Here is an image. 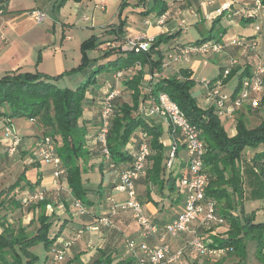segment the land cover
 <instances>
[{
  "label": "crops",
  "instance_id": "crops-1",
  "mask_svg": "<svg viewBox=\"0 0 264 264\" xmlns=\"http://www.w3.org/2000/svg\"><path fill=\"white\" fill-rule=\"evenodd\" d=\"M100 1H103V4H106L108 0H83L81 2L68 1L60 7L57 3L58 0H8L7 8L9 12L0 14V78L10 71L21 69L24 71H40L48 75L49 77L60 76L61 79H58L60 81L70 74L80 73V76L77 77L75 84H77L78 87L82 83H84L88 78L86 75L87 73H81L80 71L86 69L84 68L80 70L77 68L82 60V52L80 53L79 51H76V54H74L71 60H69L68 54L66 52L70 48H66V45H69V42H72V40L74 39L71 30L75 29L78 21H80V14L83 13L85 17H89L90 14H92V20H90L93 22L94 11L95 8L99 6ZM124 1H127V3L129 4L130 0ZM168 1L169 9L165 13L166 23L164 26H162L157 24V19L159 16L155 13L146 15L144 11L148 8L147 4H138L139 0H137V2H135L134 4L135 7L130 10L131 14L128 18L135 21L142 18L141 20H143V28H124L125 33L118 40L121 41V39L123 40L127 37L136 35L151 37L158 36L157 38H159L160 34L167 33V35H164L163 37H171L169 38L168 42H163L160 45V50L163 56H168L169 60H171L170 58L177 55V45L195 43L198 40H202L203 38L211 34L210 29L212 27L213 18L218 15V10L222 9L225 4L232 3L233 0H212L211 3H209L208 0ZM244 1L246 2L241 3V5L247 8L254 6V1ZM241 5H239L238 7H241ZM57 8L59 9V14H61L62 12L68 13L65 20L55 17L53 19L49 18L50 20L48 21L44 20L42 22H37L30 13V11L40 9L45 13H50V11H52V13L55 14ZM105 8L106 6H102L103 11L105 10ZM224 15L222 17H224ZM260 18L259 20H261V22H264V12L262 13V16H260ZM226 20L227 21L225 23L221 22L225 25V27L228 26L226 27L227 32L224 35L223 39L235 37L247 38L248 36H252L254 34L255 22H251L252 24L249 25L247 23H244V21H242L239 17L227 18V16ZM149 21L151 22V24H147V22ZM166 24L167 32L163 30ZM116 25L118 24L115 21H109L107 23L100 24V34L89 33V31L91 32L92 30L95 31V27L97 25L94 23L86 24V29L92 30L78 28V30L80 31L79 33L82 34V36H86V39L81 41V43L93 35L97 37L110 36L109 38L100 40L102 42L110 43V41L117 40V35L113 32V28ZM246 25L252 27V30L250 32L245 31ZM191 31L198 34L196 38L189 37V40L185 43H181L178 41V38L181 36V34L190 33ZM205 31H208L209 33L207 35H202L199 37V35L203 34ZM230 31L233 34H231ZM258 40L260 42L259 52L261 54H264V31L258 36ZM102 49L103 52L105 51L104 54L109 51V49L106 50V46H104ZM122 55H124V53H121V51H119L118 49L113 51V53L111 54V56H114V58L116 59ZM232 56L238 57L242 60L243 65L241 67L246 66L249 67V71L251 70L253 62L252 55L249 50L240 46L229 45L226 48L225 53L207 57L208 62H213L215 63V65H217V74L211 78H215L219 75L221 69L226 66L229 58ZM190 57L195 58L197 56ZM203 58L205 60L206 57L203 56ZM164 59L163 65L168 68L163 70L162 76H174L179 73V70L181 68H188L192 71V78L196 81V77H194L195 70L191 66L182 67V62H187L190 58L187 60L174 59L171 60V62H169L168 60L164 61ZM242 70L243 69L241 68L240 71ZM115 72L116 71H112L110 68L107 71V74L103 76L100 83H98L96 77V82L91 85V95L89 94L90 92H87V100L85 102L86 108L84 117L81 121L82 123L86 124L90 130V132L88 133V146L90 147V149H95L92 153L91 159L88 161L89 166L91 167V169L92 167H98L100 170L101 164H103V171L101 170L102 176L99 182V185L102 184V186L99 189L100 186L98 185V187L91 188L93 189L91 192L89 191V198L94 203L92 206L87 207L88 213L85 215H78L72 209L71 194L67 180L64 176L62 177L61 183L56 184V181L53 177V165L52 169L42 168V164H32L35 161L34 159L31 161V164L28 162L29 164L27 163V166L25 167V177L29 183L35 184L36 181L41 178V183L37 185L35 190H44L47 193L49 192L50 194L55 193L53 195L57 194V196H59L58 200H60V202L63 204L65 200V202H69V208L65 206V208L63 209H60L58 204H50L51 207H49V209H53V211L47 210V215L49 214L48 216H52L51 220H53L58 227L59 236L56 242L63 243L65 241L73 240V244L68 253L72 254L70 259H78L80 260L81 264H93L104 253L106 256L110 255L111 259H113V263H117L120 260H128L132 262L131 264H136L135 258L127 251L126 241H124V237H126V239H135L137 242L141 240L139 235V226L136 221L134 223L129 222L133 220V218H131V216L129 217V215L124 216L125 219L118 218L115 224V228H103L100 231H91L88 229V226H92L95 224L97 218H99L102 214L107 213L112 201L122 202L126 199V194L122 191H118L116 189V185L119 182V175L121 173V170L125 166H127V163H121L118 167L111 168L108 162L104 160L103 156L100 155L101 153L98 152L100 151V144H98V147L95 146V143L97 142L95 135L97 131H99L97 130V122H99L101 114V99L105 96L107 90L111 89L112 85L120 89V94L117 97L120 98L121 94H123L122 89L124 88L122 77L127 76L130 78L135 71L129 68L125 70L123 72L124 75L118 79L115 78ZM158 76L155 79V82L159 79ZM233 79H236V82L234 85H232V89L230 91L229 87ZM238 82L239 72L230 79L226 80L224 86L225 92H234L238 85ZM150 85L151 82L149 84V87ZM149 87L145 89L148 90ZM263 108L264 93L262 104L259 108L252 109L250 106L246 105L245 108H242L236 113L234 120L226 121L223 119L226 122L222 121V123L225 126L228 134L230 136H234L237 133L236 125L238 119H246L247 123L248 119H250L251 117H256V119L262 120L264 118V113L262 112ZM18 119L19 118L6 119L4 117H0V129L6 130L9 126L13 127V124L16 123ZM34 122H36V120ZM154 123L161 126L163 130L162 140L165 146L169 148L173 140L168 125L156 117ZM166 128L167 130H165ZM165 133H167V137L164 136ZM140 136L141 132L137 131L127 145V149L132 151L138 150L141 140ZM40 138L41 135H37L29 141L30 143H28L25 141L24 137H22L19 148L21 147L23 150L29 149V146H31V148H34L35 144L39 141ZM184 143V140L182 141L180 139L178 145L179 153L175 161L174 170L178 179L189 175L188 154L185 146H183L185 145ZM91 145H94L95 147H91ZM261 152H264L263 144L259 145L257 148L246 147L243 150L240 158L236 159V168L240 175L241 190L239 195L235 192L232 195L234 204L233 213L238 216L243 223H245L247 219L250 218L253 219L255 223L264 222V177L261 174L259 165H257L254 160L256 154ZM1 158L2 156H0V161ZM24 184L25 181H22V185ZM138 186V194L144 200V211L155 222L159 224H165L174 219L177 214L183 210L185 195H183V198L181 196L178 198V200H180L179 203H175L177 199V193L175 194L174 192L172 194L169 193L162 196L159 193L157 194V189L154 188L151 192V196L157 203L146 202L148 197L145 191V187L140 188V184ZM28 187L29 185H26L24 191H22L20 194H26L28 192ZM102 188L104 189L102 190ZM15 196L16 195H14V197ZM249 206L250 211L247 212V208ZM46 208H48V206ZM35 215L36 213L29 211L24 219V222L30 223L32 219L36 218ZM38 226L39 225H37V227ZM196 228L197 223H193L190 226L189 230L181 234L178 238L173 239L172 250H176L177 248L182 246L185 240L192 235V231ZM36 229L37 228H35V230ZM81 229H83L84 232L79 237H77V234ZM228 230L229 225L226 224L199 228V231L204 233L206 239L210 241H214V237L226 238L228 236L226 234ZM119 235H123V239H120ZM251 236V233L248 234L242 241L244 244V251L242 255L234 252L233 249V251L227 253L222 258L218 259L217 261H213L210 256H203L196 254L195 252L188 251L184 255V259L182 258L180 261L172 264H264V253L263 255H260L258 253L257 242L256 240L252 239ZM155 241V239L150 240V244L152 245L153 243H155Z\"/></svg>",
  "mask_w": 264,
  "mask_h": 264
},
{
  "label": "trees",
  "instance_id": "trees-1",
  "mask_svg": "<svg viewBox=\"0 0 264 264\" xmlns=\"http://www.w3.org/2000/svg\"><path fill=\"white\" fill-rule=\"evenodd\" d=\"M68 1L81 2L83 0H58L57 3L60 7ZM7 2L8 0H0L1 14L9 12ZM145 2L146 0H139L138 4H145ZM261 2H263L264 5V0H261ZM126 4L127 1L123 0L121 3V11ZM168 9V0H154L153 4L148 7L144 13L146 15L155 13L161 16L166 13ZM223 15L224 14L217 15L213 20L210 29L211 34L202 40H198L196 43H202L211 39L223 40L227 32L226 27H228H225V25L221 23ZM239 18L244 22H255V25L261 23V20H259L260 16L259 18H253L242 15ZM123 23L124 22H120L113 28V32L117 35V39H120L125 33ZM96 38L97 36L93 35L82 42V60L77 67L78 69L82 70L89 65L90 58L87 52L98 46ZM249 38H252V36H248L247 40ZM163 42H165L163 37H155L148 51L140 53L134 51L124 52V55L108 62L110 68H113L111 69L112 71H125L129 68L135 71L130 78L127 76L122 77L124 86L122 90L130 92L131 101L120 102L119 98L114 101V115L107 135V144L111 153V161L114 164L113 168L118 167L121 163H127V166L121 170L122 173L125 169L132 166L138 150H129L127 149V145L136 132L140 131V143L146 140L150 146L151 154L148 157L145 173L136 181L138 200L143 204L144 200L138 194L139 184L141 185L140 188L145 187L148 197L146 202L157 203L151 196V192L154 188L157 189V194L159 193L162 196L169 193H177L175 203H179L180 200H178V198L180 196L183 198L185 191L178 184L179 179L175 174L174 167L172 169H168L167 167L170 147L168 148L165 146L162 140V128L160 125L148 119L155 120V117H146L140 112V107L143 103L151 100V98H156L160 92L167 93L171 99L180 106L188 120L200 130V137L206 149L204 154V171L208 175L206 198L217 202L218 214L225 219V224L229 225V230L226 232L228 236L226 238L214 237L212 246H228L232 248V251L234 249V252L242 255L244 251V244L242 241L251 233L252 239L257 242L258 253L263 255L264 222L255 223L254 220L250 218L243 223L241 219L233 213L234 204L232 195L234 192L239 195L241 190V181L239 172L236 168V159L240 158L246 147L257 148L261 144L264 145V118L261 120V123L254 128H249L244 120H238L237 133L234 136H230L221 118L216 113L215 108L212 106L209 108H202L193 97L191 89L196 81L192 78V71L188 68H181L179 70L180 74L172 77H160L155 83L153 82L150 85V90L144 91L142 80L145 70L141 67L138 68V63L141 65L146 64L149 67V71L154 74L163 63V54L160 50V45ZM113 51L115 50L108 51L105 55H111ZM101 67L102 66H100V68ZM100 68L94 70L90 78H87L88 80L86 82L75 89L58 88L54 81L58 80L60 76L49 77L40 71H24L18 69L10 71L0 78V117L6 119L26 117L31 120H36L39 127L43 130L44 135L52 137L56 143L57 154L62 161V167L65 169L71 200L74 198L80 199L86 207H90L94 203L89 198V191L91 192L93 189L87 187L82 174L90 167L88 161L91 159L95 149H90L88 146V133L90 130L89 127L81 121L84 117L86 108L85 102L87 100L88 89L91 84L93 85L96 82L97 73L100 72ZM240 69V66L234 68L227 80L239 72L240 82L243 76L249 74V67H246L242 71H240ZM113 87L114 85L111 86V89ZM237 92L238 89L234 91V95ZM99 125L100 119L99 122H97V130H99ZM95 136L97 140L98 131ZM174 139L177 146V156L179 153V141L180 139L183 141L184 138L180 132H176L174 134ZM98 144L99 142L97 140L95 146L98 147ZM95 146L91 145V147ZM99 150L98 152L101 153L100 155L106 160L101 151V147H99ZM254 160L257 165H259L261 174L264 177V152L256 154ZM107 162L110 164V161ZM102 167L103 164H101L100 168V170L103 171ZM22 181H25L23 186ZM40 183L41 178L38 179L35 184L29 183L26 180L24 171L20 175L19 180L10 186V189L17 190L22 187L24 191L25 186L29 185L28 192L34 193L38 191L35 190V188ZM99 186L100 189L102 184ZM103 189L104 188H102V190ZM2 192H0V194ZM53 194L55 193L50 194L48 192L43 200L27 204L28 211L34 213L39 212L36 216L39 223L36 230L29 233L27 232V226L20 225L17 228V234L13 235L10 232L11 228L8 222L0 224V264H35L38 256L33 253L32 247L38 243H43L45 245L49 251V256L52 258L50 251L54 245L59 244L56 242L59 232L54 237L49 235V228L54 221L47 215L46 207L52 203H60V200H57L59 196ZM24 195L25 193H22L18 199L14 197L16 200L15 206L24 205ZM65 201L64 205L69 208V202ZM128 215L130 217V214L121 212L111 216L114 226L110 228H115L118 218L125 219L124 216ZM202 234L205 237V234ZM119 238L123 239V235H119ZM127 240L128 239L124 237V241ZM131 263L132 262L128 260H120L117 263H113V259H111L110 255L106 256L104 253L93 264Z\"/></svg>",
  "mask_w": 264,
  "mask_h": 264
},
{
  "label": "built area",
  "instance_id": "built-area-1",
  "mask_svg": "<svg viewBox=\"0 0 264 264\" xmlns=\"http://www.w3.org/2000/svg\"><path fill=\"white\" fill-rule=\"evenodd\" d=\"M209 3L212 0H208ZM248 5V4H247ZM223 14L227 18L240 17L242 15L253 18L262 16L260 4L254 3L252 7L233 8L231 3L223 6ZM219 9L218 12H222ZM37 22L44 21L47 16L43 10L36 9L30 12ZM1 14V11H0ZM166 23V14L159 16L157 24L164 26ZM151 24V22H147ZM264 24L258 23L254 26V34L252 38L235 37L223 39L222 41L211 39L202 43H189L186 45L176 46L175 60L188 59L190 56L202 54L205 56L204 63L207 64L208 56L219 55L226 52L229 45H236L249 50L252 55V68L248 75L243 76L238 83L236 89L238 92L227 93L224 90L225 82L232 70L238 66H242L243 62L238 57H230L226 66H224L219 75L215 78L203 77L201 82L207 89L208 97L213 101L212 107L221 119L226 121L234 120L236 113L245 108L246 105L252 109H257L262 104L264 93V55L259 52L260 42L258 36L263 32ZM155 37L132 36L122 46L124 51H134L140 53L148 51ZM243 70L246 66L241 67ZM120 70L115 73V78H121L124 73ZM151 79H154L150 76ZM153 82H151L152 84ZM235 89V90H236ZM150 90V87L148 88ZM120 94L118 87L107 90L102 99V111L100 115V125L97 140L100 144L101 151L109 166L114 167L111 161V153L107 144V135L110 129L112 117L114 115V101ZM140 112L148 117H156L166 123L170 129L172 136V144L170 145L169 159L167 162L168 169L174 167L176 161V141L174 134L180 132L184 138L185 148L188 154L189 175L178 180L179 186L185 191L184 207L181 212L171 221L165 224H158L145 211L143 204L138 200L136 193V181L145 173L148 164V157L151 149L146 140L140 143L136 157L131 167L125 169L119 175V182L116 185L118 191L126 194V199L122 202L112 201L107 213L97 218L92 226H88L91 231H100L103 228L114 226L111 216L125 212L137 222L139 226V235L141 240L137 242L135 239L126 241L127 251L135 258L136 264H172L180 261L186 252L192 251L203 256H210L213 261L225 256L232 251L231 247L212 246L210 240H206L199 228L211 227L213 225H224L225 219L217 212V202L206 198V189L208 186V175L204 171V154L206 152L205 144L200 137V130L196 125L192 124L186 117L180 106L165 93L160 92L156 98L143 103ZM35 121L34 119H32ZM21 139L14 136L11 143L7 146L9 156L14 155L17 147H19ZM36 159L42 160L46 164L54 166L53 176L56 184L59 179L65 175V169L62 167V161L57 154V146L50 136H44L35 144ZM47 192L38 190L34 193L27 192L23 196L24 204H29L43 200ZM59 208H65L63 203H59ZM51 207V205H47ZM72 209L78 215L88 213L87 207L80 199H72ZM193 223H197V228L192 231V235L185 240L184 244L172 250V240L178 238L181 234L189 230ZM81 229L77 237L83 234ZM157 238V239H156ZM156 240L152 245L150 240ZM73 240L65 241L54 245L51 248V256L54 261L64 260L66 254L70 250Z\"/></svg>",
  "mask_w": 264,
  "mask_h": 264
},
{
  "label": "rangeland",
  "instance_id": "rangeland-1",
  "mask_svg": "<svg viewBox=\"0 0 264 264\" xmlns=\"http://www.w3.org/2000/svg\"><path fill=\"white\" fill-rule=\"evenodd\" d=\"M252 1H254V3L257 2L258 4H260V8L262 9V12L264 11V5H263V2H261V0H252ZM135 2H137V0H130L129 4L127 3L126 5H124V8L121 11L122 0L121 1L120 0H108L106 4H103V1L102 2L100 1L99 6H97L95 8L94 21L93 22L91 21L92 20V14H90L89 17H85V15L83 13H81L80 14L81 16L79 17L80 21H78L76 28L71 30V33H72L74 39L72 40V42H69V45L68 44L66 45V48H68V47L70 48L66 52L68 54V59L71 60V58L74 56V54H76V51L77 52L79 51L80 53L82 52L81 51V44H82L81 41L86 39L85 38L86 36H82V34L79 33L80 31L78 30V28L79 29L84 28L85 30H92V29H86V24L94 23L97 25L95 27L96 32L93 30L91 32L89 31V33H94V34H96V33L100 34V31H99V30H101L100 24L107 23L109 21H115L117 24H119L120 22H124L123 24H124L125 29L128 27H139V29H142L143 28V20H141L142 18L139 20H136V21L128 18L129 15L131 14L130 10L135 7V5H134ZM153 2H154V0H146L145 3L147 4L148 7H150L153 4ZM243 2H246V1H244V0H233L231 4H232V7L238 8V6L241 5V3H243ZM102 6H106L104 11L102 10ZM241 6H243V5H241ZM223 10H225V9H222V12L218 13V15L223 14ZM46 14H47V16L44 19L46 21L50 20L49 18L53 19L55 17L62 19V20H65L67 15H68V13H66V12H64V13L62 12L61 14H59L58 8L56 9L55 14H53L52 11H50V13L46 12ZM216 17H217V15L213 18V20ZM85 20H89V21H85ZM221 20H222L221 22L225 23L227 21L226 16L224 15V17H222ZM244 23H247L249 25L252 24L251 22H244ZM262 23L264 24V22H262ZM249 25L245 26L246 32H250L252 30V27ZM166 28H167V24L163 28V30L167 32ZM208 33H209L208 31H205L203 34H200L199 37L202 35H207ZM230 33L233 34L231 31H230ZM164 35H167V33L160 34L159 37L162 38ZM197 35L198 34H196L193 31H191L190 33H186V34L183 33L178 38V41L181 43H185L189 40V37L196 38ZM109 37L110 36H100V37L96 38L98 46L94 49L88 50V52H87L89 58L91 59L90 64L87 68H85L86 70L80 71L81 73H85V74L87 73L86 75L89 79L92 72L94 70H98L100 68V66H102L100 68V72L97 73L98 83H100L102 81L103 76H105L107 74V71L110 68V66L108 65V62L116 59V58H114V56L105 55L104 54L105 51L103 52L102 48L104 46H106V48H107L106 50L109 49V51L118 49L119 51H121L123 53L129 52V51H124L122 49V46L127 41V39L132 37V36L127 37L126 39H123V40L121 39V41L117 39L114 41H110V43L109 42H100V40H103V39L109 38ZM146 37H151V36H146ZM170 37H168V38L163 37V38H164L165 42H168ZM193 56H197V57H195V58L190 57V59L188 58L189 61L182 62V67L191 66L195 70V76L194 77H196V83L191 89L192 95L196 99V101L200 107L209 108L212 106L213 101L208 97L207 89H206L205 85L201 82V80L203 77L211 78L214 75H216L217 74V65H215V63H213V62H208L207 64H205L202 54H196ZM175 57L176 56H174L170 59L174 60ZM163 59H164V61L168 60L169 62H171V60H169L168 56H163ZM138 67H141L145 70V74H144L143 80H142V86H143L144 91H147L145 88L149 87L150 82L155 83V79L157 78L158 75H159L158 76L159 78H160V76L162 78L165 77V76H162L163 75L162 72H163V70L168 68L165 65H163V63H162V65L159 67V69H157V71H155V73L152 74L149 71V67L146 64L141 65L138 63ZM111 69H113V68H111ZM178 74H180V73H178ZM78 76H80V73H78V74L73 73V74H70L67 77L63 78L61 81L60 80L54 81V83L58 88H66V87L67 88H76L77 84H75V83H76V79ZM150 76H152L154 79H151ZM172 76H170V77H172ZM235 82H236V79H233L231 82V85L229 87L230 91L232 89V85H234ZM91 87L92 86L89 87L88 92L91 91ZM122 92H123V94H121L119 101L120 102H130L131 101L130 92H124V91H122ZM89 94L91 95V92ZM85 106H86V104H85ZM262 112L264 113V108L262 109ZM143 116H146V115L143 114ZM148 119L152 122L155 121V120H152L150 118H148ZM221 120L224 121L223 119H221ZM238 120H240V119H238ZM242 120L245 121L246 125L249 128H254L261 123V120L256 119V117H254V118L251 117L250 119H248V123L246 122V119H242ZM224 122H226V121H224ZM40 129H39L37 122H34L31 119L26 118V117L19 118L18 121L13 124V127L9 126L6 130L0 129V156H2L1 161H0V192L3 191L0 194V224H4V222H8L9 227L11 228L10 232L13 235L17 234V228L20 225L26 224L27 232L30 233V232L34 231L35 228H37V225H39V223L35 217H32L35 219H33V221H30V223L24 222L25 217L29 213V211L27 209V204H24L21 206H15L16 200L13 199L14 195H16L15 197L17 199L21 196L20 193L23 191V188L21 187V189L11 190L10 186L19 180L20 175L25 171V167L27 166V163L29 162L31 164V161L34 159H35V161L32 164H35V165H41L42 164L43 165L42 168L52 169L53 166L51 164H46L42 160H38L34 157L35 156V147L31 148V146H29L28 147L29 149H24V150L21 147L20 148L17 147L16 151L14 152L15 154L12 156H9L7 153V146H8V144L11 143V140L14 136H19L20 139L22 137H24L25 141L30 143L29 141L32 140L35 136L41 135V138L39 139V140H41L42 137H44L45 135L43 133V130L42 129L40 130ZM236 129H237V125H236ZM165 130H167V128ZM164 136L167 137V133H165ZM20 144H21V141H20L18 146H20ZM174 168H175V165H174ZM64 176L66 178V175H64ZM101 176H102L101 170H99L98 167H92V169H91V167H89L87 169V171L83 172V174H82L83 180L85 181L87 187L90 189L94 188V187H98L99 182L101 180ZM54 179H55V177H54ZM61 181H62V178L59 179V184L61 183ZM166 207H167V204H166ZM47 210L53 211V209H49V207L46 208V211ZM48 211L46 213H48ZM249 211H250V206L247 208V212H249ZM38 213H36L35 216H37ZM49 217H50V219L52 218V216H49ZM129 222L134 223L135 220L133 219L132 221H129ZM57 232H58V227L55 223H53L49 228V235L51 237H53V236H55V234ZM32 251L34 254H36L38 256V259L36 260L35 264H81L80 260H78V259H70L72 256L71 253H67L64 260H62V261H59V262L54 261L49 256V251L47 250V248L45 247V245L43 243H38L35 246H33Z\"/></svg>",
  "mask_w": 264,
  "mask_h": 264
}]
</instances>
